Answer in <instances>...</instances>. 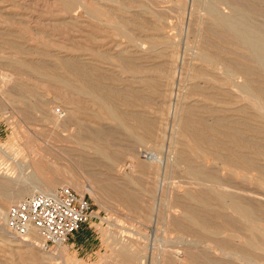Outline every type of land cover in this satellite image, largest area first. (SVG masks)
Instances as JSON below:
<instances>
[{
    "label": "bare ground",
    "instance_id": "bare-ground-1",
    "mask_svg": "<svg viewBox=\"0 0 264 264\" xmlns=\"http://www.w3.org/2000/svg\"><path fill=\"white\" fill-rule=\"evenodd\" d=\"M59 1L67 13L80 9L100 25L108 20L132 49L128 60L115 58L120 70L151 77L135 81L143 88L107 87L101 82L102 53H91V61L84 63L77 57H54L49 51L25 48L19 36L0 28V84H6V89L0 90V113L9 115L3 93L25 106L18 110L24 120L31 119L28 111L39 113L38 121L52 128L46 133L47 129L24 130L26 124L23 130L18 127L15 135L20 134L25 141L15 145L26 147L43 137L75 144L62 148L64 151L58 148L56 154L63 157L58 160L67 162L74 172L95 178L88 169L91 164L104 168L105 185L95 186L98 193L105 198L112 194L126 209L134 211L143 204V195L139 197L135 192H158L161 203L152 208V216L144 215L151 221L150 232L159 235L156 245L138 248L132 239H120L112 233L115 247L107 264H181L179 252L184 254L186 264H264V0H167L178 7V28H183L181 16H198L193 30L182 29H186V41L193 34L191 44H184L186 54L180 50L174 56L169 53V61L160 53L154 54L161 43L147 35L149 22L139 12L131 15L133 27L128 29L110 21L105 10L109 12L113 4L88 6L80 0ZM100 1L121 5L116 0ZM152 7L146 10L161 17L164 10ZM154 74L157 79L152 77ZM31 79L63 90L69 97L67 104L71 106L70 99L74 98L76 105L62 117L54 113L50 116L46 102L35 96L36 88L28 82ZM119 84L123 86V81ZM80 103L89 104L94 121L113 122L114 145L108 146L107 130L102 125L90 127L74 119V114L83 110ZM137 105L141 110L132 109ZM153 108L157 112L152 115ZM71 127L74 133L68 132ZM116 135L127 136L128 144L119 143ZM43 143L36 145L39 154L46 152ZM86 148L94 149L97 158L88 157ZM0 151L7 153L2 148ZM25 152L16 178L6 168L0 169V231L29 247L38 245L39 237L31 233L30 238L20 240L8 235L5 206L35 193L76 186L53 177L51 173L56 169L35 151L28 148ZM125 159L130 162L128 182L116 180L113 184L110 176H115ZM132 183L134 188L129 186ZM181 189L182 198L177 194ZM64 246H57L54 255L61 257Z\"/></svg>",
    "mask_w": 264,
    "mask_h": 264
},
{
    "label": "rangeland",
    "instance_id": "rangeland-1",
    "mask_svg": "<svg viewBox=\"0 0 264 264\" xmlns=\"http://www.w3.org/2000/svg\"><path fill=\"white\" fill-rule=\"evenodd\" d=\"M80 1H82L84 4L88 6L96 5L97 3L102 5L108 4L107 6L113 4L112 6H110V8L112 9H110L109 12L107 10L105 11L106 14H108V16L110 17V21L117 24L121 28L132 29L133 17H131V15H134L136 12H139L143 17L146 18L147 22H149L147 25L148 28L147 35L151 36L152 39L157 38L158 39L157 42L161 43L160 45L161 47L159 46L160 48H158L159 50L157 49L155 51L153 50L154 54L160 53L164 55L163 59L165 61H169V56H171V54L169 55V53H172V55L174 56L173 53L177 52L179 54L180 51L181 52L185 51L183 50V48L185 47L184 46L185 42L191 44L192 39L190 38L193 37V34H189L190 37H187V41H186L185 33H183V31L185 32V30L190 27L193 30L196 27L195 24H197V20H198L197 19L198 16L196 15V13H194L192 17L188 16L187 13L185 14L186 16L185 15L181 16L183 20L182 21L183 28H178V21L175 18L176 12H178V10L176 9L178 7L172 3L173 1L169 2L167 0H152V1L141 0L143 1L142 4L139 3L140 0H116L121 2V5L119 3H110V2L107 3L106 1H103L105 2L103 3L100 0H80ZM123 2L125 3V5ZM186 5L188 12L189 9L188 1L186 2ZM125 6L129 9L127 13L123 11L125 10L124 9ZM146 7L149 8L152 7L153 9H157V10H164L165 13L162 11L163 15L160 13L161 17L156 18L154 15H152L150 12L146 10ZM167 10L168 13L166 12ZM84 14L83 11L80 9H76L70 13H67L64 10L59 0H0V28L4 29V31H6V34H8V32H11L12 35L19 36L20 43L25 48L35 52L49 51V53H52L54 57L55 55L59 57H70V56L75 58L77 57L82 63L86 61H91L92 59L91 53L93 52L102 53L103 58L100 59L102 62L100 63L99 66L102 69L100 75L102 78L101 82L103 85L114 88L125 87L127 89L143 88L141 84H137L136 82L138 80L140 81L141 77L142 78L151 77V74H147V75L140 74L139 77L138 75H134L135 76L134 77L133 74L127 72L126 70H122V69L120 70L119 66L116 64V60H115L116 57H122L126 60L130 58L132 53L130 44L126 41V39L121 37L116 30H114L113 25L112 26L109 25V23L107 22L108 20L102 21L101 23L102 26H101L100 23L93 22V20H90L89 17H87V15ZM167 14H169V16ZM5 17H11L13 19L11 20ZM64 21L67 22L68 24L63 23ZM162 24L164 25V27ZM124 25H126V27ZM184 28L186 29L182 30ZM10 38L11 37H9V39ZM47 42H49L50 45H48ZM175 44L176 45L178 44V46L176 47ZM162 45L164 46V48ZM171 45H173L174 47ZM184 54H186V52ZM27 58L42 59L43 57L40 58L35 56L34 57L28 56ZM5 72H9V71H5ZM152 77L157 79V75L155 74L152 75ZM122 81H123L122 84L123 86L119 84ZM28 82L30 83V85L36 88L35 96L37 97L39 96L41 99H43L46 102V107L48 111L50 108L49 111L50 116L53 115L51 113H54V115L59 114V117H62L67 109H69L70 107H74L76 105L77 101L74 100V98L70 99V102L72 101L71 106L67 104L69 97L68 94L63 90L57 91L52 86H49L46 83H39L37 80H33V79L29 80ZM5 89H6V84H0V90H5ZM145 91H150V90L145 88ZM2 97H3L4 108L6 109L5 111L6 112L8 111L9 115H6L5 113L4 114L0 113V148H2L3 152L4 151L7 152L6 155H3V153L0 151V160H1L0 169L5 170L6 168V170L11 171L13 174L12 176L16 178V176L19 175L18 172L20 171L23 161H25L22 154L23 155L27 154L25 150L28 148L29 150L32 149L37 153L38 152V149L36 148L37 143L38 144L40 142L42 143L44 140V143L41 146H43L46 149L45 153L48 154L45 155V153L43 152H42L43 155H41L42 153L40 154L37 153V154H39V156L42 157L43 161L47 165H50L51 167L53 166L56 169V172L54 174L51 173L53 177L55 176V178L61 180L65 179L64 181L66 183L70 182L71 184H74L76 186L75 189L73 188L71 189H73L78 195L84 196L89 201L91 205L93 218L88 221L87 225H83L81 229L78 232H76V234H74L75 236H79V237L81 236L83 237L84 235H87L88 236L87 245L79 244L75 247H72L71 246L72 240H69L68 243L65 244L63 248L64 254H62L61 257H57L56 255H54L56 250H58L57 247L52 248L49 251L41 250L40 247H38L37 243L35 246L27 247L24 246V244L21 242L19 243L17 241H13L12 238L7 237L3 232L0 231V264H107L111 262L110 258L111 255H113L112 250L115 247V245L112 243L113 238L110 236L112 233L113 235L120 236V239H124V238L125 240L132 239L138 245L137 246L138 248L148 246L152 243L153 244L155 243L156 245L157 243L156 240L158 239L157 236L159 235L157 234L154 236L150 232L149 228L151 227V225H149V223L151 224V221H149L148 218L153 215L152 210L154 209V206L161 203L160 198L158 196V192H135L139 197L140 195L141 196L143 195L141 197L143 199V204L140 203L137 209L132 211L129 210L128 208L126 209V207H124L123 204L118 202V199L116 197L112 196V194L109 198H105L104 196L98 193L96 187L102 184L105 185L104 174L106 172L104 168L99 166H94L93 164H91L92 166H90L88 169L90 173H92V175L93 174L96 175V178L90 175H85L86 177H89L86 178L83 174L77 171L76 172L72 171L68 163L65 162L64 160L63 161L61 160V162L60 160H58L59 158H63L61 155L56 154L57 151L59 152L58 148L63 150L62 148L65 149L71 146L75 147V144L64 143V142L57 143V140L53 137H50L51 139L49 137L47 138L43 137V138H39L40 140L37 139V142L35 143L27 144L26 147L24 145L18 148V146L15 145V143L18 144L19 142H21L22 144H24L25 141L24 138L19 137L20 134H18L17 136L15 135L19 131L18 127H21L20 129L23 130L26 127L25 126L26 124L27 127L24 130L47 129L46 133H48V130L51 129L52 126L46 124L45 122L43 123L41 121H38L39 118L37 117L39 116V113L34 111H31L32 113L28 111V117H30L31 119L29 120L27 119L28 121L24 120V118L18 112V110L25 109V106L22 103L15 101L11 97H10L11 99L10 98L8 99L7 96L4 95V93ZM138 105L132 109L141 110L140 109L141 107ZM80 106L81 109L83 110L82 112H78L74 114V119L77 122H82L83 124H86L90 127L102 125L107 130L104 131V133L106 132V141L108 143V146L114 145L115 126L113 122L107 119L101 123H98L97 121H94V119H92L91 117L92 114H90L89 111V104L80 103ZM84 110H87V113L89 115L84 114ZM150 112L153 115L155 112H157V110L156 108H153L150 109ZM33 116H35L34 117L35 120L32 119ZM8 117H10L11 119L10 118L8 119ZM20 118L23 119L20 120ZM170 123L171 121H169V124ZM74 131H75L74 127H71L68 130V132L70 133H74ZM56 132H59V129L56 130ZM116 136L118 138L119 143L128 144L127 136L125 135H116ZM101 143L102 145L106 144L104 142ZM148 144H147L148 147H152L150 143ZM178 148L181 149L180 146ZM20 150H21V154H20ZM85 150H86L85 151L86 154L87 155L89 154L88 157L97 158V156L94 154L95 153L94 149L86 148ZM87 150L89 151L92 150V152L91 151L87 152ZM111 150H113V148ZM51 156H53L54 158ZM129 164L130 162L127 159H125L123 161V165L122 164L120 165L121 167L119 171L115 174V176L114 173H112V176H110V178L113 179L111 181L113 184H115L117 181H118L117 183L128 182V177L126 175L129 174ZM99 175L100 177H98ZM101 176L103 178L98 180L97 177L101 178ZM93 178L95 180H93ZM19 181H21V179H19ZM129 186L131 188H134L136 185L132 183ZM182 190L183 189H181L180 193L176 192L180 198H182L184 195V192ZM153 200L156 202H152ZM1 203L2 200L0 199V205ZM7 205L5 206L4 217H5V230L8 232L6 227L5 214L7 209L13 204H9L8 206ZM161 208L162 207H160V209ZM138 209H139V213L137 211ZM144 215L147 216L148 218L145 217ZM8 235L11 236L9 232ZM18 239L24 240L25 238H18ZM179 256H180L179 258L181 264H186L184 259V254L179 252Z\"/></svg>",
    "mask_w": 264,
    "mask_h": 264
},
{
    "label": "built area",
    "instance_id": "built-area-1",
    "mask_svg": "<svg viewBox=\"0 0 264 264\" xmlns=\"http://www.w3.org/2000/svg\"><path fill=\"white\" fill-rule=\"evenodd\" d=\"M92 218L89 201L70 187L60 186L51 193H35L11 205L6 211V227L18 238L27 239L35 233L40 249L49 251L67 244Z\"/></svg>",
    "mask_w": 264,
    "mask_h": 264
},
{
    "label": "crops",
    "instance_id": "crops-1",
    "mask_svg": "<svg viewBox=\"0 0 264 264\" xmlns=\"http://www.w3.org/2000/svg\"><path fill=\"white\" fill-rule=\"evenodd\" d=\"M78 232V231H77ZM74 234H76V232L74 233ZM72 235L71 237H70V239L69 240H72L71 241V246L72 247H75V246H77V245H79V244H84V245H87V241H88V236L87 235H84L83 237L81 236V237H79V236H75V235ZM68 240V241H69ZM68 243V242H67Z\"/></svg>",
    "mask_w": 264,
    "mask_h": 264
}]
</instances>
